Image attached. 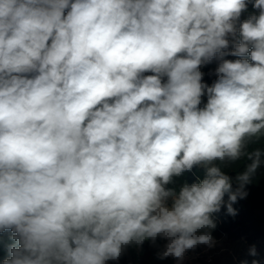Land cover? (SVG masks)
<instances>
[{"label":"clouds","instance_id":"1","mask_svg":"<svg viewBox=\"0 0 264 264\" xmlns=\"http://www.w3.org/2000/svg\"><path fill=\"white\" fill-rule=\"evenodd\" d=\"M253 7L237 27L247 0H0L2 264H107L157 237L177 260L214 245L212 214L227 194L235 216L264 166L250 147L264 139V0ZM194 167L203 179L166 187Z\"/></svg>","mask_w":264,"mask_h":264},{"label":"trees","instance_id":"2","mask_svg":"<svg viewBox=\"0 0 264 264\" xmlns=\"http://www.w3.org/2000/svg\"><path fill=\"white\" fill-rule=\"evenodd\" d=\"M255 0H247V9L241 13L242 22L247 20L252 15H258L259 10L254 8ZM229 48L225 51L230 52L233 48L232 37ZM250 60V57H244ZM224 59L236 60L241 57H234L227 55ZM219 59L214 58L211 62L203 65L201 71L203 72V82L209 86L217 79L215 69L219 64ZM152 73H144V75H151ZM203 103L207 102V96L202 97ZM251 148H260L264 150V139L250 146ZM246 161H237L225 168V171L233 180L237 173L244 170ZM204 170L200 167H194L191 171H186L178 177H173L172 182L166 185L167 188L174 189L177 193L185 184L197 183L203 179ZM235 187V184L233 185ZM247 196L243 199L238 198L237 202L233 204L236 210V215L232 216L227 213L226 204L228 202L227 194L224 197L225 206L221 207L218 213H213L212 218L216 223V227L211 229V235L214 240H221L224 236L230 239L245 238L252 243L263 236L264 233V166H262L253 177L252 182L245 186ZM170 202V200H169ZM204 231V230H202ZM10 241L7 239V234H4L0 240V264L3 258L7 256V245ZM140 246V253L138 255L134 252V259L136 264H174L173 260L168 257H163L162 253L165 251L163 247V238L157 237L155 241L145 240ZM132 251L133 248H131ZM109 264H131L127 254L123 251L122 255L117 260H109Z\"/></svg>","mask_w":264,"mask_h":264},{"label":"rangeland","instance_id":"3","mask_svg":"<svg viewBox=\"0 0 264 264\" xmlns=\"http://www.w3.org/2000/svg\"><path fill=\"white\" fill-rule=\"evenodd\" d=\"M242 23L241 17L237 23ZM239 40V35L235 41ZM234 43V40L232 38ZM212 247L207 245H198L195 249L188 250L182 260L169 256L174 264H252L253 260L259 261V264H264V233L263 236L250 243L245 238L230 239L224 236L221 240H214ZM168 241L163 238V247H166ZM255 246L256 255L250 254V249ZM133 248L134 251L131 250ZM140 246L136 244L129 245L124 252L127 254L131 264H136L134 252L136 255L140 253ZM107 264L108 261H107Z\"/></svg>","mask_w":264,"mask_h":264}]
</instances>
